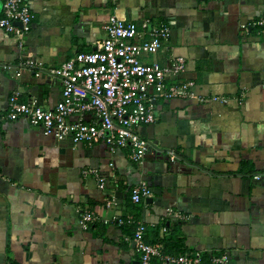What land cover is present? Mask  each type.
Masks as SVG:
<instances>
[{"label": "crops", "instance_id": "1", "mask_svg": "<svg viewBox=\"0 0 264 264\" xmlns=\"http://www.w3.org/2000/svg\"><path fill=\"white\" fill-rule=\"evenodd\" d=\"M28 2L27 35L0 28V264H141L131 238L139 223L169 254L226 252V264H264V28H242L264 14V0ZM2 9L0 0V17ZM111 15L143 31L170 25L169 40L142 59L184 56L177 80L193 79L207 98L157 99V121L139 128L151 144L141 162L128 149L58 140L9 117L15 91L53 108L63 85L52 69L95 50ZM92 169L107 178L104 189ZM141 181L153 194L135 203ZM110 195L117 203L108 206ZM87 210L96 219L84 228Z\"/></svg>", "mask_w": 264, "mask_h": 264}, {"label": "built area", "instance_id": "2", "mask_svg": "<svg viewBox=\"0 0 264 264\" xmlns=\"http://www.w3.org/2000/svg\"><path fill=\"white\" fill-rule=\"evenodd\" d=\"M2 10L0 28L3 31L22 39L32 30L34 14L28 0H3ZM253 27L264 28V14L242 24L247 32ZM144 28L143 31L136 22L111 15L105 23L107 37L97 43L95 50L79 52L52 69L63 85L56 105L45 108L35 99L21 100L20 91H15L9 98V117H24L58 140L70 139L88 145L103 141L112 152L128 149L129 158L141 162L151 144L139 128L157 121V99L182 98L199 102L207 99L196 91L193 79L177 80L187 67L184 56L172 55L166 65L142 59L143 55L155 54L161 49L172 31L168 24L151 27L144 24ZM26 65L33 63L26 61ZM12 67L11 64L3 66L4 69ZM20 74L18 69L16 75ZM212 98L222 103L228 101L224 96L212 95ZM170 155L174 158L175 153L171 151ZM91 172L104 189L107 178L98 169ZM255 178L260 179L261 175ZM152 194L146 181L131 190L135 203ZM116 203V196L110 195L107 205ZM95 219V213L87 210L82 213L80 224L87 228ZM113 219L122 222L117 215ZM146 230V224L139 223L131 237L140 252L141 264H226L230 260L226 252L212 255L208 260L201 252L166 253L161 245L146 240Z\"/></svg>", "mask_w": 264, "mask_h": 264}]
</instances>
